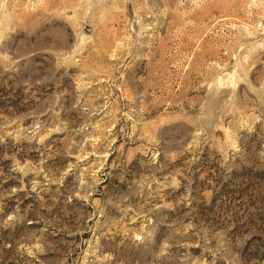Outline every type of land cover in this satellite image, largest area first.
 <instances>
[{"label":"rangeland","instance_id":"obj_1","mask_svg":"<svg viewBox=\"0 0 264 264\" xmlns=\"http://www.w3.org/2000/svg\"><path fill=\"white\" fill-rule=\"evenodd\" d=\"M0 264H264V0H0Z\"/></svg>","mask_w":264,"mask_h":264}]
</instances>
